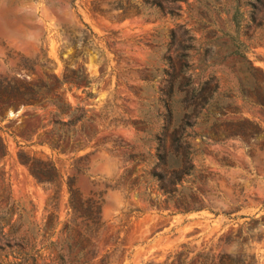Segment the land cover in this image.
Segmentation results:
<instances>
[{"label":"rangeland","instance_id":"1","mask_svg":"<svg viewBox=\"0 0 264 264\" xmlns=\"http://www.w3.org/2000/svg\"><path fill=\"white\" fill-rule=\"evenodd\" d=\"M148 1L168 15L142 0H0V95L64 74L92 94L55 91L63 122L84 115L62 129L56 105L0 103V264H264V25L253 80L229 57V0ZM170 65L189 89L211 81L218 105L190 120L193 169L171 197L148 176L163 121L150 107ZM19 153L61 178L37 184ZM67 178L100 203V225L72 224Z\"/></svg>","mask_w":264,"mask_h":264},{"label":"trees","instance_id":"2","mask_svg":"<svg viewBox=\"0 0 264 264\" xmlns=\"http://www.w3.org/2000/svg\"><path fill=\"white\" fill-rule=\"evenodd\" d=\"M142 1L144 5L155 7L162 14L168 15L167 9L162 3ZM178 1L164 0L166 4H175ZM229 1L233 5L229 20L233 27V34H224L231 49L229 57L241 65L242 72L246 77L256 80L258 70L252 66L247 53L252 46H263V43L255 37L264 25V16L261 17L264 15V0ZM162 73L164 76L163 79L159 80L157 97L151 102L150 108L152 112L157 114L162 111L163 121L159 131L160 134H156L154 148L156 164L148 176L155 180L164 196L171 197L177 193V187H181L183 179L191 176L190 171L193 169L192 146L187 142L189 135L186 134L188 128L195 126V123L191 124L190 120L195 119L201 112L210 111L218 106L211 103L217 88L211 90L209 87L211 81H209L201 87L189 89V80L183 83L187 79L183 66L179 70H175L170 65ZM80 84H83L86 96H92L88 92L91 87L88 80H84L82 83L76 78L68 79L65 74L62 76V80H55V84L50 89L41 82L37 85L8 83V86L3 88V95H0V103L4 106L14 107L18 104L34 106L48 102L57 107V111L52 117L53 128H68L82 122L84 115L75 117L74 114H70L68 115V121L63 122L62 119L66 116L65 109L63 106H58L60 97L55 95V91L64 86H67L68 91H71L72 88L79 87ZM44 90H49L54 99L44 95L42 93ZM167 137L170 141L169 149H165ZM48 146L50 150H56V147ZM6 155V145L0 137V160ZM17 159L19 164L27 169L29 175L39 185L52 186L55 181L61 178L51 161L28 158L24 153H19ZM66 189L72 224L76 225L77 222H80L83 225L87 223L95 226L100 225L102 211L100 203L91 197L84 198L77 189L74 178H67ZM84 212L87 213V216L84 215Z\"/></svg>","mask_w":264,"mask_h":264}]
</instances>
